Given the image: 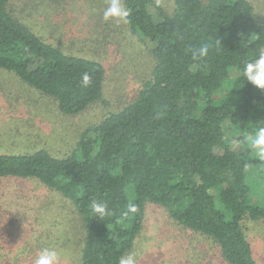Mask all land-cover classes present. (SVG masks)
I'll list each match as a JSON object with an SVG mask.
<instances>
[{
  "label": "trees",
  "instance_id": "1",
  "mask_svg": "<svg viewBox=\"0 0 264 264\" xmlns=\"http://www.w3.org/2000/svg\"><path fill=\"white\" fill-rule=\"evenodd\" d=\"M9 2L0 0V69L50 97L64 115L97 103L103 66L44 42L8 11ZM124 3L127 28L153 46L150 74L136 98L87 129L68 156L0 154V180L32 179L70 202L84 232L79 264H118L141 233L147 204L210 237L227 264H258L242 222L264 221L246 180L254 166L256 178H264V163L250 149L235 152L230 145L264 121V91L241 73L264 45V24L247 0H173L171 15L154 0ZM252 34L260 39L246 51L243 42ZM204 43L211 45L209 56L197 64L192 50ZM93 198L109 204L113 215L105 222L91 214ZM129 203L138 211L125 215Z\"/></svg>",
  "mask_w": 264,
  "mask_h": 264
},
{
  "label": "rangeland",
  "instance_id": "2",
  "mask_svg": "<svg viewBox=\"0 0 264 264\" xmlns=\"http://www.w3.org/2000/svg\"><path fill=\"white\" fill-rule=\"evenodd\" d=\"M154 1L166 15L172 14L173 0ZM247 1L264 24V0ZM105 7L106 0H10L8 11L31 32L66 54L98 62L105 78L97 103L64 115L50 97L0 69V154L44 150L57 158L68 156L87 129L136 98L150 74L153 46L126 25L104 22ZM151 13L156 11L151 8ZM235 76L231 71L230 77ZM223 132L231 139L234 131L228 122ZM232 144L231 150L240 152ZM257 176L254 166L246 180L263 208L264 178ZM242 227L254 260L264 264V221L246 219ZM83 233L74 207L59 194L32 179L0 180V264H33L43 247L58 251V264H79ZM131 251L137 253L138 264H227L215 241L186 229L152 204L145 206L143 228Z\"/></svg>",
  "mask_w": 264,
  "mask_h": 264
},
{
  "label": "clouds",
  "instance_id": "3",
  "mask_svg": "<svg viewBox=\"0 0 264 264\" xmlns=\"http://www.w3.org/2000/svg\"><path fill=\"white\" fill-rule=\"evenodd\" d=\"M130 10L127 8L124 0H106V7L102 11L104 22H113L117 25H127L129 23ZM260 39V35L252 34L247 37L242 47L247 49ZM220 41H217L219 44ZM211 45L201 44L192 50V59L197 64L207 62ZM245 51V52H246ZM244 80L252 84L256 89L264 91V45L258 46L255 51L248 56L241 69ZM82 86L87 87L90 83V77L85 73L82 77ZM232 147L243 151L244 148L251 150L252 154L258 157L259 161L264 163V121L257 123L254 134L244 140H233ZM247 167V166H246ZM91 214L98 221L105 222L113 215L109 204L104 201L93 198L90 203ZM138 211L134 203L127 205V212L135 214ZM59 253L55 248L43 247L36 254L33 264H58ZM118 264H138V255L135 251H130L122 255Z\"/></svg>",
  "mask_w": 264,
  "mask_h": 264
}]
</instances>
